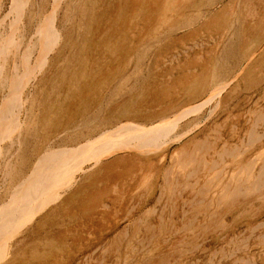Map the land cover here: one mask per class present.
Returning <instances> with one entry per match:
<instances>
[{
    "label": "bare ground",
    "instance_id": "6f19581e",
    "mask_svg": "<svg viewBox=\"0 0 264 264\" xmlns=\"http://www.w3.org/2000/svg\"><path fill=\"white\" fill-rule=\"evenodd\" d=\"M4 1L0 0V264H45L46 253L52 250L57 257L65 255L69 250L64 251L63 246L69 248V242L53 245L44 234L46 230L61 228L71 205L78 200H83L87 211L90 206L97 208V213L111 211L117 220L119 211L109 210L113 204L121 206L129 199L130 216L155 197V203L137 218H125L128 224L101 248L108 252L115 247V252L118 248L113 245L114 240L127 236L123 263L131 254L147 263L157 255L159 243H171L176 256L187 259L198 252V237L206 243L210 239L224 242L228 231L233 230L225 222L226 215L233 214L229 224L234 225L264 209V130L259 131L258 126L264 123V112L254 114L245 139L239 138L232 146L222 141L218 131L210 141L193 135L218 109L225 107V100L220 97L232 80H218L208 93L204 86L189 87V100L163 109L151 122L125 120L108 128L99 109L91 115L83 109L67 116L65 108L71 104V96L66 90L58 91L57 79L68 69V55L79 37L77 33L84 25L90 28L96 18V0H10L7 11L2 10ZM87 2L89 5H85ZM32 6L36 10L31 11ZM87 6L89 9L85 10ZM87 19L90 20L86 22ZM88 31L83 30V36ZM234 46L232 42L228 50ZM141 57L139 53L136 64ZM225 57H221L223 66ZM245 68L243 65L237 70L235 77L239 78ZM189 136L186 143L166 155L170 147ZM257 144L262 150L247 157ZM155 157L160 165L167 158V166L157 169L153 164ZM125 166L141 172L139 179L134 180L131 172L127 179L99 189L106 179L102 175ZM130 184L133 186L126 190ZM108 193L113 197L110 205L101 201ZM90 194L97 197L88 202ZM164 200L168 206L162 203ZM177 205L189 207L190 216L182 228L175 227L171 218ZM160 206L171 210L165 220L160 213L159 224L154 226L147 219ZM140 223L153 241L151 249L134 247L133 243L143 245L138 238ZM260 228H264L263 220L248 228L250 237ZM256 240L257 244H264V235H257ZM229 242V252L224 256L233 258V238ZM247 245L244 240L241 247L246 249ZM263 255L260 251L239 262L254 264L253 259ZM214 256L215 252H211L208 257L212 260ZM166 260L159 258L160 264H168Z\"/></svg>",
    "mask_w": 264,
    "mask_h": 264
},
{
    "label": "rangeland",
    "instance_id": "374dc122",
    "mask_svg": "<svg viewBox=\"0 0 264 264\" xmlns=\"http://www.w3.org/2000/svg\"><path fill=\"white\" fill-rule=\"evenodd\" d=\"M8 2L10 0L4 1L2 10L7 11ZM96 3L95 20L90 28L87 25L82 26V31L89 30L88 34L83 36L82 31L77 33L79 37L75 39L72 47L74 49L68 55V69L57 79L58 91L63 93L66 90L71 96V104H66L65 108L67 116L76 115L83 109L91 115L99 109L98 112L105 119V126L108 128L125 120L151 122L163 109L175 108L189 100L190 96L186 93L189 87L204 86L208 93L218 85V80H225V83L232 80L220 97V100H225V107L218 109L213 118L193 135L196 139L207 138L210 141L215 136V131H218L222 141L229 146L237 144L239 138L245 139V132L254 114L264 112V0H96ZM88 9L89 6L85 10ZM34 10L36 7L32 6L31 11ZM232 42L236 48L229 51ZM226 51L228 55L224 54ZM139 53L144 59L136 64ZM224 55L227 60L223 66L221 57L224 59ZM243 65L246 68L236 78V71ZM216 68L218 71L220 68V75ZM117 84L121 85L119 92L115 91ZM258 124L261 128L258 127V130H264V123ZM199 131L201 134L198 135ZM190 137L170 147L166 155L186 143ZM216 144L219 150L220 142ZM260 144L247 157L261 151ZM153 164L157 169H162L163 165L167 166L168 160L166 158L160 165L155 157ZM131 172L134 174L133 179L138 180L141 172L133 166L120 167L102 175L106 179L99 185V189L104 185L110 188L119 179H127ZM131 186L133 184L126 190H130ZM92 197L97 196L90 194L88 202ZM111 200V193L101 198L107 205L112 204ZM154 203L155 197L152 196L144 207L132 211L130 216L127 215L129 199L121 206L113 204V208L109 210L119 211L115 220L111 211L97 213L99 210L92 206L87 211L83 200L74 202L71 211L64 217L62 227L46 230L44 234L53 245H61L67 240L69 248L63 247L64 251H69L60 257L55 256L54 250L46 253L45 264H84L86 261V264H160L159 258L167 259V262L169 260L168 264H233L235 259L238 260L236 264H241L239 261L247 260L251 254L255 255L260 251L264 253V244L259 245L256 240L257 235H264V228L255 230L251 237L248 231L249 227L264 221V209H259L258 215L237 220L234 225L229 224L233 214L226 215L225 222L233 226V230L228 231L224 242L217 243L215 239H210L206 243L198 237V252L188 255L187 259L176 256V252L171 249V243H159L157 255L147 263L133 254L123 263L121 259L126 252L127 236L114 240L113 245L118 248L115 252V247L111 250L109 248L108 252H102L101 248L128 224L125 218H137L142 210H147ZM162 203L169 205L165 200ZM158 208L156 207V214L149 215L150 218L147 219L154 226L159 224L160 213L165 220L171 210L168 207ZM175 210L171 218L175 221V227L182 228L190 216L189 207L177 205ZM107 227H111V230H105ZM143 227L144 224L140 223L138 238L143 245L133 243L138 250L153 248V241L148 238ZM232 238L231 244L236 249L232 248L235 250L232 251L238 254L228 258L224 253L229 252L230 247L226 244ZM244 240L248 244L246 249L241 247ZM184 245L190 247L189 243ZM211 252L216 255L212 260L208 257ZM116 254L120 255L117 257ZM88 256L91 257L89 262ZM253 260L254 264H264V255Z\"/></svg>",
    "mask_w": 264,
    "mask_h": 264
}]
</instances>
